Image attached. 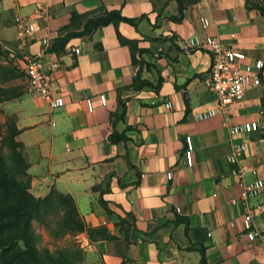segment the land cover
Wrapping results in <instances>:
<instances>
[{"label":"crops","instance_id":"0c3cea01","mask_svg":"<svg viewBox=\"0 0 264 264\" xmlns=\"http://www.w3.org/2000/svg\"><path fill=\"white\" fill-rule=\"evenodd\" d=\"M105 9L136 19L135 26L117 27L144 49L136 63L112 24L58 43ZM177 15V0H0L4 52L20 69L22 53L57 60L53 87L64 99L51 109L26 92L25 78L22 95L0 103V120L9 118L18 130L14 139L28 163L29 191L35 197L51 189L69 194L87 227H105L112 235L72 236L80 249L75 264H200L202 257L206 264H264V190L248 201L260 231L250 241L240 179L231 172L240 165L246 181L264 175V66L261 86L227 108L230 123L258 120L260 128L229 137L221 113L194 118L215 105L208 85L211 55L186 46L193 36L211 35L242 50L247 62L264 61V17L245 0H199L185 8L181 21L170 19ZM200 17L209 20L206 28ZM27 22L35 31L25 38L21 28ZM136 75L161 83L157 89L133 88ZM112 132L125 141L108 140ZM186 135L194 147L191 165L183 157ZM237 142H244L245 152L232 163L227 155Z\"/></svg>","mask_w":264,"mask_h":264},{"label":"trees","instance_id":"16d2710c","mask_svg":"<svg viewBox=\"0 0 264 264\" xmlns=\"http://www.w3.org/2000/svg\"><path fill=\"white\" fill-rule=\"evenodd\" d=\"M199 0H177L178 15L171 16L172 21L179 22L183 18L185 8ZM249 7L259 10L264 17V5L257 0H245ZM125 22L130 25H136V19L125 17L120 10H101L95 15L90 16L83 23L82 29L77 32H69L58 40L59 44H64L71 36L87 35L99 26L112 24L115 27L116 37L121 45L129 48L132 62L136 63L138 55L144 49L138 47L137 40L124 37L118 31V24ZM6 71L14 68L9 66L3 67ZM12 74V73H11ZM14 77V75L12 76ZM161 80L156 85L149 81L140 80L138 75L134 77L133 88H141L147 86L157 89ZM21 87H7L0 85V103L8 101L22 95ZM9 132V141L11 142V159L13 164L9 165L6 160L0 156V264H75L72 257L62 249L55 251L49 250L47 247H36L31 242L30 230L31 221L37 220L43 222V214L45 210H50L55 205L57 199L60 210L65 214L64 229L73 233L86 232L90 239L95 238H111L105 227H87L81 219L76 204L69 194L61 193L55 189L44 197H35L30 191V180L27 175L28 163L24 159L21 148L22 144L17 142L14 137L18 130L14 124L7 129ZM111 142L125 141V136L112 132L108 135ZM121 186L124 183L118 179ZM99 202L108 211L107 202L99 199ZM22 242V246L19 244ZM200 264H206L204 258Z\"/></svg>","mask_w":264,"mask_h":264},{"label":"built area","instance_id":"2783aa9c","mask_svg":"<svg viewBox=\"0 0 264 264\" xmlns=\"http://www.w3.org/2000/svg\"><path fill=\"white\" fill-rule=\"evenodd\" d=\"M257 1L260 2L261 0ZM261 3L264 5V1H261ZM200 24L202 28H206L209 25V20L206 17H200ZM34 31L35 26L33 23H24L21 28V36L28 38ZM41 43L44 46H48V40L45 37L41 39ZM186 46L190 49L207 50L211 55V65L208 70V85L215 97V105L196 112L194 115L195 120L209 119L221 113L223 115L221 127L227 132L229 137L257 131L260 128L258 120L230 123L227 108L234 101L242 99L248 90L261 86V70L264 66V61L256 59L252 62H247L246 54L242 50L226 46L217 37L211 35L203 37L193 36L187 39ZM72 51L76 55L79 54L78 48H73ZM46 54H21V70L27 78L24 88L26 92L38 95L44 99L51 109H58L64 105L63 96L56 93L53 87L54 79L52 72L58 66V61L47 62ZM99 100L102 104H105V95L100 94ZM85 101L88 110L91 111V99L87 98ZM164 105L167 108L172 106L169 101H166ZM184 144L183 157L186 164L191 165L194 150L191 136L186 135L184 137ZM244 152V142L234 143L232 144L230 153L227 155V160L232 163H239L240 157ZM243 169L244 167L239 165L237 169L231 172L240 179L241 190L239 200L244 205L242 222L248 240L254 241L260 238V231L253 225L254 211L248 206V201L264 190V175L251 181H246L243 178ZM166 176L170 178L171 172H168ZM232 202L235 203L236 201Z\"/></svg>","mask_w":264,"mask_h":264},{"label":"rangeland","instance_id":"374dc122","mask_svg":"<svg viewBox=\"0 0 264 264\" xmlns=\"http://www.w3.org/2000/svg\"><path fill=\"white\" fill-rule=\"evenodd\" d=\"M2 45H0V85L7 87H24L25 74L13 62L11 53L4 52ZM9 51V50H8ZM14 68L6 71L3 67ZM12 73V74H11ZM14 75V77H12ZM12 121L8 118L4 122L0 120V156L3 157L9 165H12L11 159V142L9 141L8 128L11 127ZM57 199L55 205L50 210H45L43 214V222L32 220L31 221V242L38 248L47 247L51 251L62 249L69 254L74 262L80 258V249L77 247L75 240L72 238L77 233L66 231L64 229L65 214L60 210ZM22 246V242H19Z\"/></svg>","mask_w":264,"mask_h":264}]
</instances>
